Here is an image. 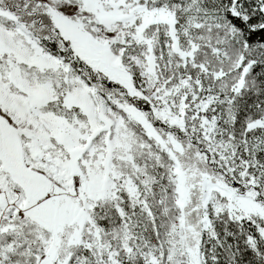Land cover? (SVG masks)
<instances>
[{"label": "snow or ice", "instance_id": "6c2138e0", "mask_svg": "<svg viewBox=\"0 0 264 264\" xmlns=\"http://www.w3.org/2000/svg\"><path fill=\"white\" fill-rule=\"evenodd\" d=\"M0 264H264V0H0Z\"/></svg>", "mask_w": 264, "mask_h": 264}]
</instances>
